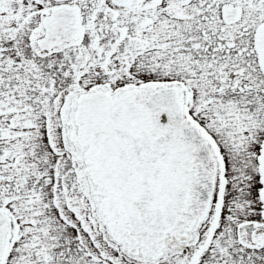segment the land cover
I'll use <instances>...</instances> for the list:
<instances>
[{"label": "flooded vegetation", "instance_id": "1", "mask_svg": "<svg viewBox=\"0 0 264 264\" xmlns=\"http://www.w3.org/2000/svg\"><path fill=\"white\" fill-rule=\"evenodd\" d=\"M13 5L23 7L25 14L13 16ZM263 25L264 0H0V72L20 68L26 76L28 69L42 64L40 56H53L52 65L46 66L56 69L57 51L86 49L96 41L109 47L103 53L106 59L116 55L112 71L120 62L126 74L132 75L120 80H116V72L112 80L98 77L91 89L74 94L70 137L78 153L68 158L69 163L82 164L76 166V176L70 180L82 191L81 202L86 205L89 199L95 217L73 203L56 212V156L61 154L56 151L53 126L55 94L43 95L46 99L40 102L36 98V105L43 107L32 114L30 137L24 132L26 116L12 118L0 107V264H92L91 259L95 264H121L120 257L127 251L112 234L100 208L102 196L88 171L86 148L76 141L75 116L83 93L102 90L117 101L125 92L144 91L149 86L178 95L187 125L197 129L205 141L208 156L203 167L214 187L205 215L196 219L186 235L168 240L161 256L127 253L152 262L167 256L171 246H180L188 256L189 249L198 245L194 259L203 264L223 224L220 211L227 192L220 191V183L231 182L234 163L246 171L247 165L253 167L256 181L261 179L258 157L264 142V70L258 34ZM60 28L72 36L79 29L78 37L56 45ZM12 82L8 71L4 79L0 77V85L9 87L8 94ZM54 86L48 85L47 92ZM24 91L27 102L23 104L34 109L28 90ZM2 93L0 90V97ZM39 116L40 125L35 119ZM259 190L257 219L238 223V234L233 227L227 233L240 251L255 255L256 262L260 252L264 261ZM46 209L53 221L60 214L62 222H42L40 216ZM109 247L120 257L111 253L110 258Z\"/></svg>", "mask_w": 264, "mask_h": 264}, {"label": "water", "instance_id": "2", "mask_svg": "<svg viewBox=\"0 0 264 264\" xmlns=\"http://www.w3.org/2000/svg\"><path fill=\"white\" fill-rule=\"evenodd\" d=\"M63 31L56 33V43L69 40ZM258 47L264 70V25ZM79 102L76 139L88 146L85 159L104 197L100 208L111 232L131 253L162 255L166 241L186 235L210 207L214 184L203 167L204 139L187 125L177 95L165 88L149 86L117 101L97 91ZM261 152L264 185V145ZM260 197L264 202V186Z\"/></svg>", "mask_w": 264, "mask_h": 264}, {"label": "rangeland", "instance_id": "3", "mask_svg": "<svg viewBox=\"0 0 264 264\" xmlns=\"http://www.w3.org/2000/svg\"><path fill=\"white\" fill-rule=\"evenodd\" d=\"M11 9L13 16L25 14L23 12V7L21 6L13 5ZM14 24H17L15 19ZM106 47L108 46L94 41L92 45L86 49L80 47L75 51H65L61 49L56 52V69L53 66H46L47 64L52 65L53 56L45 58L40 56V59H43V62H41L42 64H38V66L28 69V71H26V76L22 74L23 70L20 68H11V72L10 70L3 68L0 72V77H3L4 79L5 74L8 71L9 76L13 81L10 87L12 92H9V94L7 92L9 87H7L6 84L3 87L0 85V90L3 92L0 97V107L2 110H6L7 112L9 111V116L12 118L21 117V115L26 116L25 119H27L28 128H26L24 132L28 131V133H30L28 137H30L32 133L30 130H34L32 127L34 123V120L31 119L33 117L32 114H34L33 112L37 111L39 107H43L36 105V98L38 99V102H40L41 99H46L44 96H51L52 93L56 96V119H53L56 120V124L53 123V126L56 125V151L61 154L60 157L56 156V209H58L56 212L58 213L59 208L64 207L65 205L69 206V204L73 203L76 207L82 206V211L84 213L86 212L94 217L96 216L95 209L92 210V205L87 202L89 199H86V205L84 202L82 203V191H80L79 186L74 181L72 182L70 180V178L74 180L76 176L75 174L78 170H76V166L81 163H78V165L75 163H69L70 159L68 158V155L77 156L76 151L78 153V149L74 147L73 144L75 143L70 137V122L72 121L70 111H72L74 107V94L76 93L78 96L79 93L91 89V87L97 84L94 83L96 78L100 77L112 80L114 72H116V80L127 79L132 76L131 74H126L127 69L124 64L120 62L115 64L116 70L112 71V60L116 57V55L112 56V54V58L106 59L103 54ZM13 52L17 56H20L18 55L19 52L15 50H13ZM120 59L122 60V58ZM15 79H18V82L14 81ZM48 85H55V91L53 90L54 92L51 91L48 93L46 89ZM24 90H28L27 95H29L33 100L32 104L34 105V109L29 108L27 103L23 104V102H27L24 97L26 95ZM35 119L38 120V125H40L41 117H35ZM228 120L230 119L227 118L226 123H229L227 122ZM227 137L232 139L233 134H229ZM39 140L40 138L38 137L37 142L35 140L34 142L38 143ZM229 145H231V143ZM70 152L72 154H70ZM234 166L235 167L233 168V173L231 175V182L220 183V191L223 193L227 192V200L225 201V204L222 203L220 211V213L222 212L223 224L221 230L219 231L220 236H218L214 241V244L211 246L210 252L206 255L203 264H264L261 252L259 253L258 260L256 262L255 259L257 258L255 255H249L250 253L248 252L240 251V249L235 245L236 243L234 241L232 242L230 238H227V233L232 227L234 228V233H239V228H237L238 223L250 220L255 221L257 219L259 209L257 190L261 186V183L256 181L253 167L247 165L246 171V168L242 169L235 163ZM70 182H72V185L74 184V187L70 185ZM223 195L226 196V194ZM222 201L224 202L223 199ZM46 204L47 200L45 205ZM68 206L66 207L68 208ZM251 208L254 209V211L251 210ZM44 212H46V214H42L40 216L42 222H62L59 217L60 214H56L57 219L56 221H53L49 215L50 211L47 212L46 209ZM47 215L49 218H46ZM200 236L202 239V235ZM197 249L198 245L190 248L187 256L180 246H171L167 256L158 261L152 262L130 256L127 252H124L123 256L120 257L118 255V251L116 252L110 247L109 255L110 258L112 256L111 253L114 256L118 255L120 257L121 264H187L190 261L192 262V258H195ZM233 250H235V253ZM91 262L92 264L96 263L94 259H91ZM192 264H197V260L195 261L194 259Z\"/></svg>", "mask_w": 264, "mask_h": 264}]
</instances>
